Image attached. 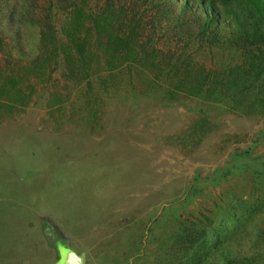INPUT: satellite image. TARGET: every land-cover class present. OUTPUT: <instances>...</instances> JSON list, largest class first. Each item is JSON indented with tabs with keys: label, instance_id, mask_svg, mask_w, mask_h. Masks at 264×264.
I'll return each instance as SVG.
<instances>
[{
	"label": "rangeland",
	"instance_id": "1",
	"mask_svg": "<svg viewBox=\"0 0 264 264\" xmlns=\"http://www.w3.org/2000/svg\"><path fill=\"white\" fill-rule=\"evenodd\" d=\"M16 1L0 0V264H56L67 245L85 264H264V109L213 86L236 26L220 17L210 44L193 1L123 0L137 61L101 34L85 66L43 43L49 0L10 22Z\"/></svg>",
	"mask_w": 264,
	"mask_h": 264
},
{
	"label": "trees",
	"instance_id": "2",
	"mask_svg": "<svg viewBox=\"0 0 264 264\" xmlns=\"http://www.w3.org/2000/svg\"><path fill=\"white\" fill-rule=\"evenodd\" d=\"M86 1L49 0V6L43 9L46 19L43 21L46 27L42 32L43 43L49 46H56L58 41L63 40L67 50H72L67 56L68 60L75 64L78 62L88 66L91 56L88 57L87 54L91 50V43L94 44L96 38L99 39L101 34L102 36L104 34L105 37H108V41H105L106 48L114 49L120 55H127L128 59L126 61H137V59H134L136 55L134 50L139 46L140 35L143 33L139 31L141 26L134 25L139 20L136 17L133 16V20L136 19V21L131 20L129 17V22H124L126 11L115 5L116 2L122 3L123 0H104L103 8L99 6V8L95 9L90 8L88 11L85 10L84 4ZM191 1L196 3L201 8L202 13L205 14V16H202L203 18L197 17L200 25L196 35L202 40L210 38L212 40L210 44H212L219 38V35L211 33L209 30L211 26L217 24L220 17L224 18L226 24L236 26L237 31L230 38V41L231 48L236 52L239 51V57H237L235 64H228L223 69L218 70L219 81L215 77L213 86L220 88V93L225 95L224 99L239 101L241 108L250 109L253 107L257 109L258 107V109H264V89L258 86L260 84L259 80L264 74V67L261 69L257 68V64H261V60L258 59L264 54V0H184V7H187ZM98 2L100 3V0ZM125 2L127 3V0ZM136 2L138 1L136 0L133 4ZM143 2H146V0H143ZM235 2L240 4L246 12H240ZM38 4L36 0H25L20 5L21 7L18 2L13 5L8 3L6 12L9 21H15L17 14L26 16L27 19L31 18L30 12H37ZM40 12H42V9ZM64 13L67 16V23L60 28L57 25V21L60 15ZM242 15L245 18H242ZM114 25H118L120 28L116 33L111 32ZM124 25H131L132 27L122 31ZM81 32H86V34L80 38L78 36ZM184 34L189 37L186 32ZM190 45L191 40L183 43L185 50ZM223 46L225 45L223 44ZM258 54L259 56H256ZM246 55L248 59L250 58V64H247L248 60H245L244 63L242 61V58ZM207 78L204 77L206 82L208 81ZM210 78L209 82L211 83L213 78ZM238 90L241 94H238ZM244 94L248 95V100L243 96ZM226 228V226L220 227V225L217 229L213 228L212 235L210 234L208 241L212 242L216 231L219 239L213 245H216V247L220 245L225 241Z\"/></svg>",
	"mask_w": 264,
	"mask_h": 264
},
{
	"label": "water",
	"instance_id": "3",
	"mask_svg": "<svg viewBox=\"0 0 264 264\" xmlns=\"http://www.w3.org/2000/svg\"><path fill=\"white\" fill-rule=\"evenodd\" d=\"M56 264H85L84 255L78 254L68 248V252L62 255L60 253L58 254V261Z\"/></svg>",
	"mask_w": 264,
	"mask_h": 264
},
{
	"label": "flooded vegetation",
	"instance_id": "4",
	"mask_svg": "<svg viewBox=\"0 0 264 264\" xmlns=\"http://www.w3.org/2000/svg\"><path fill=\"white\" fill-rule=\"evenodd\" d=\"M67 248L71 249V248L68 247V246H67ZM56 250H57V254H59V253L61 254V252H60L59 249H58V246H56ZM67 250H68V249H67ZM71 250H72V249H71ZM63 253H64V252H63ZM63 253H62V254H63ZM62 254H61V255H62Z\"/></svg>",
	"mask_w": 264,
	"mask_h": 264
}]
</instances>
